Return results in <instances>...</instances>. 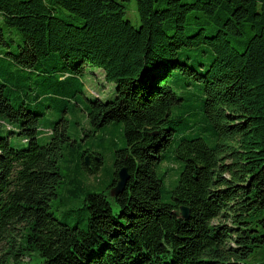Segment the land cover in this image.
<instances>
[{"label": "trees", "instance_id": "16d2710c", "mask_svg": "<svg viewBox=\"0 0 264 264\" xmlns=\"http://www.w3.org/2000/svg\"><path fill=\"white\" fill-rule=\"evenodd\" d=\"M136 7L138 27L117 0H0V264H264V0ZM246 34L241 50L231 43ZM181 47L200 53L188 63ZM86 66L115 86L105 101L85 97L90 133L117 123L125 145L106 190L85 196L79 226L51 209L60 162L77 148L76 165L94 172L101 156L63 119L41 143V114L7 92L17 69L62 98L82 93ZM121 167L129 179L113 197ZM181 205L188 219L174 214Z\"/></svg>", "mask_w": 264, "mask_h": 264}, {"label": "rangeland", "instance_id": "374dc122", "mask_svg": "<svg viewBox=\"0 0 264 264\" xmlns=\"http://www.w3.org/2000/svg\"><path fill=\"white\" fill-rule=\"evenodd\" d=\"M124 6V18L130 20L133 26L138 27L140 24L139 15L136 7V0H117ZM58 15H64L67 18L69 13L58 7ZM0 27L6 31L3 20L0 18ZM17 32V31H16ZM187 34L190 30H186ZM236 38V37H235ZM244 36H237L236 40L231 39V43L241 50L243 48ZM239 40V42H238ZM15 44L21 42V34L14 35ZM199 47L188 48L181 47L176 56L177 59L186 60L192 63L196 59V53ZM190 56L191 59L185 58ZM11 74V82L17 91L7 92V96L14 105L22 104L28 110L35 114H41L38 117V130L40 132L39 140L41 143L49 139V133L59 120L66 121L68 135L72 139L81 140L84 132L87 136L80 142L81 149H89L99 153L101 162L98 169L94 172L85 170L84 167L76 165L75 148L72 156L65 155L61 163L62 181L57 188V196L52 201V207L55 216L62 222L74 225L77 223L83 226L85 222V211L82 209L84 198L89 193H101L105 191L111 183L114 171L113 152L125 145V139L121 126L117 123L108 124L90 133L92 127L85 117L83 111L85 97H98L101 100H107L114 95V84L105 80L102 70L95 66H86L84 72L80 75L82 83V93L70 95L67 93L63 98L53 94V90L47 87L49 81L46 77L37 75L34 72L17 71L14 69ZM8 75L7 73L3 74ZM91 92V93H90ZM15 145L21 143L14 142ZM99 160V157H96ZM164 169L168 170V176L171 178L178 176L180 167L178 164L165 163ZM167 176V177H168ZM169 180L165 181L166 188L171 187ZM106 193V192H105ZM113 211L118 210L117 205L112 202Z\"/></svg>", "mask_w": 264, "mask_h": 264}, {"label": "water", "instance_id": "95a60500", "mask_svg": "<svg viewBox=\"0 0 264 264\" xmlns=\"http://www.w3.org/2000/svg\"><path fill=\"white\" fill-rule=\"evenodd\" d=\"M88 164V161L86 160ZM129 179V173L126 167H121L117 172V178L115 184L110 189V195L116 196L117 194L123 192L126 187L127 181ZM174 214L183 219H188L190 215V210L188 207L181 205L179 209L174 210Z\"/></svg>", "mask_w": 264, "mask_h": 264}]
</instances>
